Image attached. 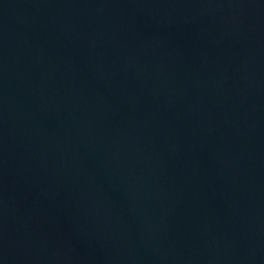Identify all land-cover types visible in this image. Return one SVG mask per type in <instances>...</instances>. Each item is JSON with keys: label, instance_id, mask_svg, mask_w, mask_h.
<instances>
[{"label": "water", "instance_id": "95a60500", "mask_svg": "<svg viewBox=\"0 0 264 264\" xmlns=\"http://www.w3.org/2000/svg\"><path fill=\"white\" fill-rule=\"evenodd\" d=\"M0 264H264V0H0Z\"/></svg>", "mask_w": 264, "mask_h": 264}]
</instances>
